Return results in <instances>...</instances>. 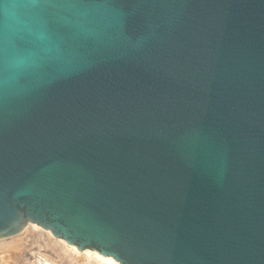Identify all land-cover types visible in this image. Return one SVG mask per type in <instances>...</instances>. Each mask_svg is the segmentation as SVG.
Wrapping results in <instances>:
<instances>
[{"label": "water", "instance_id": "95a60500", "mask_svg": "<svg viewBox=\"0 0 264 264\" xmlns=\"http://www.w3.org/2000/svg\"><path fill=\"white\" fill-rule=\"evenodd\" d=\"M120 264H264V0H0V240Z\"/></svg>", "mask_w": 264, "mask_h": 264}, {"label": "bare ground", "instance_id": "6f19581e", "mask_svg": "<svg viewBox=\"0 0 264 264\" xmlns=\"http://www.w3.org/2000/svg\"><path fill=\"white\" fill-rule=\"evenodd\" d=\"M24 235H29V236L40 238V239L42 238L41 239L42 241H43V239H46L47 240L46 243L49 245L48 248L51 247L47 251L49 253L51 252L50 254L52 256L54 255V257H58L59 258L58 262H60V264H120L118 261H115L114 258H112L110 256L104 257L94 250L90 251L89 249H87V250L78 252L73 245L68 244L65 240H61L59 238H54V236L52 235V233L49 230L44 231L40 226H38L36 224H28V226L23 231H21V233H19L18 236L17 235L16 236L19 237V239H20V236H24ZM26 238H28V236ZM19 239L15 238V239L10 240L8 242L4 241L2 243L6 244V245H4L5 249L12 248V250L17 251L18 247H20V244L22 241L21 239H20L21 241ZM40 239H38V241H40ZM38 241H36V242H38ZM47 244H45V245H47ZM0 245H3V244H1V242H0ZM6 247H8V248H6ZM1 248H3V246H1ZM32 249L33 248H31L30 250L27 251V250H24V248H23L22 250H23V253L25 255L22 257H25V256L28 257L27 260L29 261V259H32V257L36 255L35 256V258L37 259V261L35 260L36 262L41 261L40 264H54L53 261L49 262V257H50L49 255L48 256L45 254L41 255L40 252H39L40 254L39 253L34 254L31 252ZM21 255H23V254H21ZM18 256H20V253Z\"/></svg>", "mask_w": 264, "mask_h": 264}, {"label": "rangeland", "instance_id": "374dc122", "mask_svg": "<svg viewBox=\"0 0 264 264\" xmlns=\"http://www.w3.org/2000/svg\"><path fill=\"white\" fill-rule=\"evenodd\" d=\"M37 225V224H36ZM42 228V227H41ZM43 229V228H42ZM45 231V229H43ZM50 231V230H49ZM51 232V231H50ZM52 233V232H51ZM18 236V235H17ZM17 236H13V237H9V238H5V239H2L0 240L1 244L3 245H0V264H38L37 262H34L35 259H29V261L27 260L28 257H22L24 256L25 254L23 253V248L24 250H30L31 248H33L31 250L32 253L34 254H38L39 252L41 253V255H49V262L53 261L54 264H60V262H58V257H54V255L52 256L47 250H49L50 248L49 245L46 243L47 240L46 239H43V241L40 239V238H36V237H32V236H29V235H24V236H20V240L19 237ZM28 236V238H26ZM18 238L20 241H21V244H20V247H18V250H12V248H8V249H5V246L6 244L2 243L4 241L8 242L10 240H13L15 238ZM44 238V237H43ZM56 238V237H54ZM38 239H40V241H38ZM60 239V238H59ZM63 240V239H61ZM38 241V242H36ZM24 242V243H23ZM32 244V245H31ZM47 244V245H45ZM26 245V246H25ZM1 246H3V248H1ZM48 248V249H47ZM4 249V250H3ZM40 249V250H39ZM52 250V249H51ZM20 253V256H18ZM30 253V252H29ZM39 253V254H40ZM23 254V255H21ZM36 256V255H35ZM21 259H20V258ZM33 261V262H32ZM37 261V259H36Z\"/></svg>", "mask_w": 264, "mask_h": 264}, {"label": "built area", "instance_id": "2783aa9c", "mask_svg": "<svg viewBox=\"0 0 264 264\" xmlns=\"http://www.w3.org/2000/svg\"><path fill=\"white\" fill-rule=\"evenodd\" d=\"M33 259H35L36 260V258H35V256L33 257ZM36 262V261H35ZM38 264H40L41 263V261L40 262H37Z\"/></svg>", "mask_w": 264, "mask_h": 264}]
</instances>
